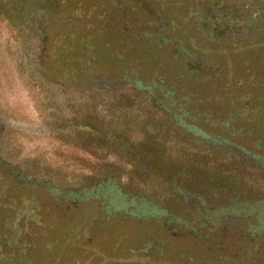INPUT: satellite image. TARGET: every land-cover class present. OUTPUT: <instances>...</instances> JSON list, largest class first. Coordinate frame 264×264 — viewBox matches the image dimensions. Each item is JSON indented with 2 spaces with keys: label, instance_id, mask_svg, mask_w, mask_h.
Wrapping results in <instances>:
<instances>
[{
  "label": "trees",
  "instance_id": "trees-1",
  "mask_svg": "<svg viewBox=\"0 0 264 264\" xmlns=\"http://www.w3.org/2000/svg\"><path fill=\"white\" fill-rule=\"evenodd\" d=\"M67 10L65 22L75 17L89 27L62 33L66 48L53 53L52 64L72 82L84 77L79 87L96 94L60 138L95 162L81 158L88 170L81 190L48 187L58 214L86 207L103 219L132 220L146 249L163 250L158 235L181 232L207 243L200 264H264V0H0V13L29 31L43 61L46 29ZM108 25L118 38L103 47L109 57L98 59L87 40ZM142 52L153 62L127 70L129 56ZM82 58L121 71L96 74ZM2 169L17 185L44 187ZM158 173L187 177L232 201L202 208L199 198L194 205L207 225L181 217L173 213L181 205L178 188L168 189ZM2 192L0 212L9 204L20 217L26 203L18 207V197ZM179 192L187 202L189 193ZM24 230L14 229L18 245Z\"/></svg>",
  "mask_w": 264,
  "mask_h": 264
},
{
  "label": "rangeland",
  "instance_id": "rangeland-1",
  "mask_svg": "<svg viewBox=\"0 0 264 264\" xmlns=\"http://www.w3.org/2000/svg\"><path fill=\"white\" fill-rule=\"evenodd\" d=\"M68 11L71 10L57 14L46 29V47L49 48L43 55L47 56L46 61L39 56L42 47L36 40L33 42L29 31H18L14 23L0 13V189H3L1 196L18 197V207L26 203V207L20 210V217L14 216L16 211L9 204L0 212V264H128V258L137 255L165 264H200L198 259L204 255L207 243L181 232L158 235L159 244L165 246L163 250L157 247L146 249L141 231L134 230L133 227H137L133 226L132 220L122 224L114 219H103L99 214H90L86 207L74 208L69 216L64 211L58 214L55 210L54 197L48 187L53 186L61 192L81 190L88 173L81 158L95 162L93 157L60 138L81 120L84 101L96 94L92 88L83 91L79 87L84 77H79L77 83L72 82L67 74L52 64L53 53L66 48L61 34L89 27L88 21H77L75 17L65 22ZM117 35L116 28L108 25L103 34H97L91 43L90 40L87 43L93 46L98 59L109 57L103 47L116 43ZM29 45L31 52L27 50ZM133 55L126 61L127 70L137 67L138 62L145 67L153 62L143 52ZM81 60L84 64L88 62V68L94 73L103 76L121 71L111 69L106 63H94L93 58ZM40 69L48 70L50 77H44ZM156 116L160 118L158 112ZM2 167L19 171L22 178L44 187L35 189L32 184L17 185L13 176L2 171ZM155 178L168 189L173 187L172 184L178 188L175 194L181 205L173 213L203 222V225L207 222L194 205L199 198L206 200L202 208L221 206L225 200L232 201L233 198L222 191L216 193L213 190L209 194L205 186L193 183L187 177L172 178L158 173ZM179 190L189 193L187 202L182 201ZM24 193L27 194L25 197ZM30 206L34 208L32 211ZM92 224L94 226L90 229ZM11 227L25 229L17 236L23 246L15 243V231ZM180 249L189 251L192 259H187L186 254L179 255ZM131 260L129 264H150L148 260L142 263V260Z\"/></svg>",
  "mask_w": 264,
  "mask_h": 264
}]
</instances>
